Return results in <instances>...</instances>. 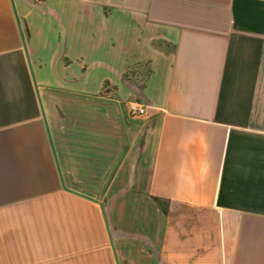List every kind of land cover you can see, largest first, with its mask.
<instances>
[{"label":"crops","instance_id":"0c3cea01","mask_svg":"<svg viewBox=\"0 0 264 264\" xmlns=\"http://www.w3.org/2000/svg\"><path fill=\"white\" fill-rule=\"evenodd\" d=\"M0 264H264V0H0Z\"/></svg>","mask_w":264,"mask_h":264},{"label":"built area","instance_id":"2783aa9c","mask_svg":"<svg viewBox=\"0 0 264 264\" xmlns=\"http://www.w3.org/2000/svg\"><path fill=\"white\" fill-rule=\"evenodd\" d=\"M128 111L132 116H142L149 114V106L136 100L128 101Z\"/></svg>","mask_w":264,"mask_h":264},{"label":"water","instance_id":"95a60500","mask_svg":"<svg viewBox=\"0 0 264 264\" xmlns=\"http://www.w3.org/2000/svg\"><path fill=\"white\" fill-rule=\"evenodd\" d=\"M55 110L57 111V114L59 115V116H62V111H61V109L56 105L55 106Z\"/></svg>","mask_w":264,"mask_h":264},{"label":"trees","instance_id":"16d2710c","mask_svg":"<svg viewBox=\"0 0 264 264\" xmlns=\"http://www.w3.org/2000/svg\"><path fill=\"white\" fill-rule=\"evenodd\" d=\"M155 200L162 206V207H164L163 206V202H162V200H160L159 198H155Z\"/></svg>","mask_w":264,"mask_h":264}]
</instances>
